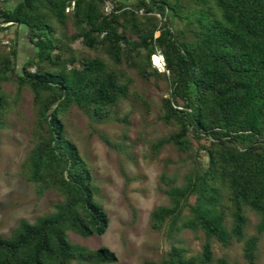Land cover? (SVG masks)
I'll list each match as a JSON object with an SVG mask.
<instances>
[{
	"label": "trees",
	"instance_id": "trees-1",
	"mask_svg": "<svg viewBox=\"0 0 264 264\" xmlns=\"http://www.w3.org/2000/svg\"><path fill=\"white\" fill-rule=\"evenodd\" d=\"M11 25L26 28L35 50L17 70L16 29L0 53V135L28 88L31 148L17 173L37 198L53 191L61 200L0 234V264L116 261L107 247L68 238L102 235L109 217L66 121L74 108L96 123L118 120L116 110L130 98L148 109L132 89L136 78L168 87L158 119L174 129L149 143V156L173 145L187 163L181 176L159 175L168 203L154 206L149 222L173 242L143 264H228L215 243H241L244 260L255 263L264 236V0H20L10 9L0 0V33ZM78 40L85 51L74 47ZM156 54L162 70L151 63ZM249 213L256 216L251 233ZM183 230L201 239L197 253L182 245Z\"/></svg>",
	"mask_w": 264,
	"mask_h": 264
},
{
	"label": "rangeland",
	"instance_id": "rangeland-1",
	"mask_svg": "<svg viewBox=\"0 0 264 264\" xmlns=\"http://www.w3.org/2000/svg\"><path fill=\"white\" fill-rule=\"evenodd\" d=\"M12 28L10 33L9 28L4 34L0 33V53L9 50V45L5 46L2 41L12 39L15 27L12 25ZM74 47L86 50L79 40ZM34 50L26 28L21 25L17 38V70ZM151 63L154 64L153 56ZM4 86L11 91L15 89L10 83ZM132 89L147 98L150 103L148 109L139 100L130 98L121 102L116 110L118 120L96 123L74 108L66 121L68 137L76 142L92 167L93 182L97 187L95 197L103 203L109 217L108 227L102 235L82 237L73 232L67 235L70 241L88 248L107 247L112 250L116 261L108 264H143L145 259L157 260L169 249L173 239L165 230L151 228L149 213L154 206L168 203L167 196L161 191L160 173L166 170L168 173L178 172L181 176L187 166L185 155L173 145L164 146L155 158L149 156V143L174 129L158 119L159 98L167 94V84L162 80L155 84L136 78ZM34 117L31 91L24 88L18 112L9 114L7 126L0 135V234L3 235L9 234L20 218L33 221L61 200L53 191L37 198L33 184L17 173L31 148L28 128ZM101 135L108 139L110 145ZM249 221L247 233L254 230L256 216L253 213H249ZM178 238L189 248L190 254L200 250L201 239L193 232L183 230L178 233ZM214 250L215 255L224 257L228 264H248L242 256L241 243L230 247L215 243ZM71 264L78 263L74 261ZM254 264H264V236Z\"/></svg>",
	"mask_w": 264,
	"mask_h": 264
},
{
	"label": "built area",
	"instance_id": "built-area-1",
	"mask_svg": "<svg viewBox=\"0 0 264 264\" xmlns=\"http://www.w3.org/2000/svg\"><path fill=\"white\" fill-rule=\"evenodd\" d=\"M105 9L106 10H108V9H110V4L109 3H107L106 5H105ZM10 22H4V23H1V25H7V24H9ZM2 43L4 44V45H10V40H8V39H6V40H3L2 41ZM158 56L161 58V63L159 64V65H157V64H155V62H154V60H153V62H154V66H156L159 70H162L163 68H164V60H163V57H162V55H160V54H158Z\"/></svg>",
	"mask_w": 264,
	"mask_h": 264
},
{
	"label": "crops",
	"instance_id": "crops-1",
	"mask_svg": "<svg viewBox=\"0 0 264 264\" xmlns=\"http://www.w3.org/2000/svg\"><path fill=\"white\" fill-rule=\"evenodd\" d=\"M18 1H20V0H3V6L5 7V8H8V9H10V8H13V6L18 2ZM15 28H14V32H15V30L17 29V31L19 30V27H17L16 25H13ZM9 30L10 31H8V33H10V32H12L13 31V28H12V25L9 27ZM13 35H14V33H13ZM11 37H13V36H11Z\"/></svg>",
	"mask_w": 264,
	"mask_h": 264
},
{
	"label": "bare ground",
	"instance_id": "bare-ground-1",
	"mask_svg": "<svg viewBox=\"0 0 264 264\" xmlns=\"http://www.w3.org/2000/svg\"><path fill=\"white\" fill-rule=\"evenodd\" d=\"M153 60L155 64L159 65L161 62V58L159 56L153 55Z\"/></svg>",
	"mask_w": 264,
	"mask_h": 264
},
{
	"label": "clouds",
	"instance_id": "clouds-1",
	"mask_svg": "<svg viewBox=\"0 0 264 264\" xmlns=\"http://www.w3.org/2000/svg\"><path fill=\"white\" fill-rule=\"evenodd\" d=\"M157 55V54H156Z\"/></svg>",
	"mask_w": 264,
	"mask_h": 264
}]
</instances>
